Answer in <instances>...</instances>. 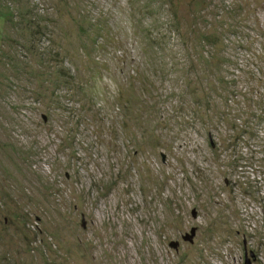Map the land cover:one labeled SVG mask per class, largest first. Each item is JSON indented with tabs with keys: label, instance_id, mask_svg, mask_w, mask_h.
Instances as JSON below:
<instances>
[{
	"label": "rangeland",
	"instance_id": "374dc122",
	"mask_svg": "<svg viewBox=\"0 0 264 264\" xmlns=\"http://www.w3.org/2000/svg\"><path fill=\"white\" fill-rule=\"evenodd\" d=\"M259 117L264 0H0V264H264Z\"/></svg>",
	"mask_w": 264,
	"mask_h": 264
},
{
	"label": "water",
	"instance_id": "95a60500",
	"mask_svg": "<svg viewBox=\"0 0 264 264\" xmlns=\"http://www.w3.org/2000/svg\"><path fill=\"white\" fill-rule=\"evenodd\" d=\"M196 212L193 211V216L196 217ZM196 233V228H192L191 231L189 233H187L186 235H184V239L188 240L190 242H193V237L194 234ZM171 246L176 248L178 246V242H174L171 243ZM255 260V254L253 251H251L250 253H248V251H246L245 254V264H252V261Z\"/></svg>",
	"mask_w": 264,
	"mask_h": 264
},
{
	"label": "trees",
	"instance_id": "16d2710c",
	"mask_svg": "<svg viewBox=\"0 0 264 264\" xmlns=\"http://www.w3.org/2000/svg\"><path fill=\"white\" fill-rule=\"evenodd\" d=\"M70 89H71V88H70ZM72 90H73V89H72ZM78 93H79V92H78ZM136 100H137L136 102H138L140 99H139V98H136ZM136 105H137V103H135V106H136ZM140 105H143V104L140 103ZM121 107H122V108H121ZM117 109H118V111H121V112L124 111V109H123V105H121V106L118 105V106H117ZM261 120H264V119H262V118L259 117V118H258V121L260 122ZM259 122H258V123H259ZM256 137H258V136H257V132H255V134L252 133L251 135H247L246 138H247L248 141H252V140L255 139ZM230 138H231V137H230ZM237 138H238V137H236V139H237ZM231 139H233V138H231ZM237 140H238V139H237ZM256 141H257V140H256ZM242 160H243V159H242Z\"/></svg>",
	"mask_w": 264,
	"mask_h": 264
},
{
	"label": "built area",
	"instance_id": "2783aa9c",
	"mask_svg": "<svg viewBox=\"0 0 264 264\" xmlns=\"http://www.w3.org/2000/svg\"><path fill=\"white\" fill-rule=\"evenodd\" d=\"M248 251V250H247ZM251 252V251H250ZM250 252H248V253H250ZM255 254V253H254ZM255 259H256V257H255Z\"/></svg>",
	"mask_w": 264,
	"mask_h": 264
},
{
	"label": "clouds",
	"instance_id": "9594fccd",
	"mask_svg": "<svg viewBox=\"0 0 264 264\" xmlns=\"http://www.w3.org/2000/svg\"><path fill=\"white\" fill-rule=\"evenodd\" d=\"M246 251H247V249L245 250V254H246Z\"/></svg>",
	"mask_w": 264,
	"mask_h": 264
},
{
	"label": "flooded vegetation",
	"instance_id": "af4514ba",
	"mask_svg": "<svg viewBox=\"0 0 264 264\" xmlns=\"http://www.w3.org/2000/svg\"><path fill=\"white\" fill-rule=\"evenodd\" d=\"M246 250V249H245ZM254 261V260H253ZM253 261H252V263H253Z\"/></svg>",
	"mask_w": 264,
	"mask_h": 264
}]
</instances>
